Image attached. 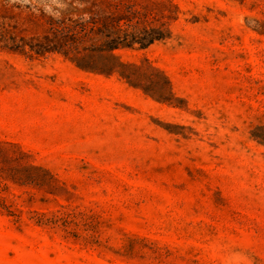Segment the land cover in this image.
<instances>
[{
  "label": "rangeland",
  "instance_id": "obj_1",
  "mask_svg": "<svg viewBox=\"0 0 264 264\" xmlns=\"http://www.w3.org/2000/svg\"><path fill=\"white\" fill-rule=\"evenodd\" d=\"M150 1L125 77L0 49V264H264V0Z\"/></svg>",
  "mask_w": 264,
  "mask_h": 264
},
{
  "label": "trees",
  "instance_id": "obj_2",
  "mask_svg": "<svg viewBox=\"0 0 264 264\" xmlns=\"http://www.w3.org/2000/svg\"><path fill=\"white\" fill-rule=\"evenodd\" d=\"M57 1V6L37 7L35 13L25 17L23 23L40 30L38 36L27 39L15 33L18 25L11 22L10 8L0 3V49L22 53L27 47L37 55L58 53L83 71L103 75L116 71L125 77L123 70L129 66L121 63L114 52L132 49L135 45L144 49L169 37L162 3L150 0Z\"/></svg>",
  "mask_w": 264,
  "mask_h": 264
}]
</instances>
